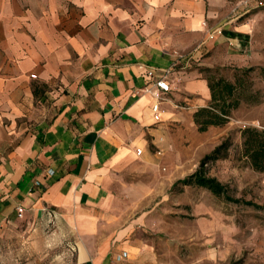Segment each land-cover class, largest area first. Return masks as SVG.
Listing matches in <instances>:
<instances>
[{
	"label": "crops",
	"instance_id": "crops-1",
	"mask_svg": "<svg viewBox=\"0 0 264 264\" xmlns=\"http://www.w3.org/2000/svg\"><path fill=\"white\" fill-rule=\"evenodd\" d=\"M241 3L264 0H0V237L25 217L65 228L69 264L141 250L105 231L113 188L160 170L170 125L211 99L202 67L247 51ZM169 69L157 120L145 88Z\"/></svg>",
	"mask_w": 264,
	"mask_h": 264
},
{
	"label": "rangeland",
	"instance_id": "rangeland-1",
	"mask_svg": "<svg viewBox=\"0 0 264 264\" xmlns=\"http://www.w3.org/2000/svg\"><path fill=\"white\" fill-rule=\"evenodd\" d=\"M253 6L241 3L239 9L241 13L250 9L242 15L249 23L247 51L230 62L202 69L205 76H223L232 82L240 76L245 83L239 90L254 94L258 101L243 100L225 125L206 131L198 129L194 113L191 119L171 124L174 144L153 150L161 159L160 170L127 173L125 183L113 188L118 201L103 219L105 231L109 226L111 234L118 235L129 228L127 240L142 248L129 250V256L116 264H264V172L253 169L242 154V130L264 129V5ZM224 141L228 146L221 154L227 152L226 156L209 160L205 170L242 202L197 185L175 187ZM64 229L48 220L25 217L11 223L0 237V264H69L74 256L68 254Z\"/></svg>",
	"mask_w": 264,
	"mask_h": 264
},
{
	"label": "trees",
	"instance_id": "trees-1",
	"mask_svg": "<svg viewBox=\"0 0 264 264\" xmlns=\"http://www.w3.org/2000/svg\"><path fill=\"white\" fill-rule=\"evenodd\" d=\"M211 91V99L208 106H202L194 112V121L200 131H206L211 126L225 125L231 116V112L238 108L243 100L257 102L254 94H243L239 87L245 83L244 79L237 76L236 81L232 82L223 76H206ZM244 90V89H243ZM242 154L249 161V165L257 170L264 172V129L257 127H246L242 130ZM228 146L224 141L219 144L210 154L202 160L199 168L192 174L175 183V187L180 185H197L210 190L217 196H224L227 200L242 202L243 200L234 198L228 192L227 186L215 177L208 176L205 165L209 160L218 159L226 156L221 154ZM248 205H253L252 201H244Z\"/></svg>",
	"mask_w": 264,
	"mask_h": 264
},
{
	"label": "built area",
	"instance_id": "built-area-1",
	"mask_svg": "<svg viewBox=\"0 0 264 264\" xmlns=\"http://www.w3.org/2000/svg\"><path fill=\"white\" fill-rule=\"evenodd\" d=\"M170 72L171 69L167 70L166 74L156 81L155 88L149 86L145 88V90L147 92H150L155 98V102L153 104V111L155 112V118L157 120H160L161 105L163 104L164 101L168 99L167 94H169L173 90L168 80V74ZM33 77H36V75L34 74ZM158 153L161 154L162 152L158 149ZM50 172L53 173V170H50ZM18 210L20 215H22L23 207L19 206ZM127 256H128V252L124 251L122 254L118 255L117 259L121 260L126 258Z\"/></svg>",
	"mask_w": 264,
	"mask_h": 264
}]
</instances>
